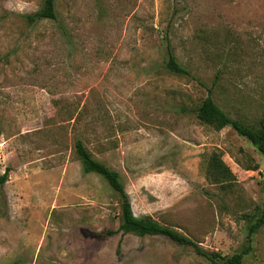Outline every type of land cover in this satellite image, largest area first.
Returning a JSON list of instances; mask_svg holds the SVG:
<instances>
[{
    "label": "rangeland",
    "instance_id": "1",
    "mask_svg": "<svg viewBox=\"0 0 264 264\" xmlns=\"http://www.w3.org/2000/svg\"><path fill=\"white\" fill-rule=\"evenodd\" d=\"M0 0V264H210L161 235L122 237L120 196L85 173L81 138L117 170L136 216L232 255L264 206V156L200 123L213 90L232 117L264 115V0ZM171 46L190 74L166 67ZM219 153L234 173L211 183ZM255 168V169H254ZM244 264H264V225Z\"/></svg>",
    "mask_w": 264,
    "mask_h": 264
},
{
    "label": "trees",
    "instance_id": "2",
    "mask_svg": "<svg viewBox=\"0 0 264 264\" xmlns=\"http://www.w3.org/2000/svg\"><path fill=\"white\" fill-rule=\"evenodd\" d=\"M42 19L58 20L56 0H44V5L40 9L26 16L28 26H33ZM168 50L169 57L166 61L168 70L178 75H189V70L179 62L170 45ZM195 112L200 123L208 125L215 130L231 127L239 135L249 139L264 156V115L257 124L248 123L241 118H234L215 101L212 89L208 90V95L198 105ZM75 148L83 171L85 173L95 172L100 174L106 179L111 188L119 194L122 219L118 230L121 232L122 237L127 234L141 237L161 235L179 245L192 248L196 254L207 259L210 264H244L245 256L252 249L253 235L264 225V206L255 214L244 215L245 220L249 222V230L247 244L242 250L228 256L218 251L206 250L186 234L170 225L159 222L151 215L136 216L121 174L109 167L105 162L95 158L81 138L76 140ZM206 175L211 183L220 184L221 186L230 183L234 178L231 168L217 152H213L207 161ZM8 179L9 169H6L0 175V191Z\"/></svg>",
    "mask_w": 264,
    "mask_h": 264
}]
</instances>
